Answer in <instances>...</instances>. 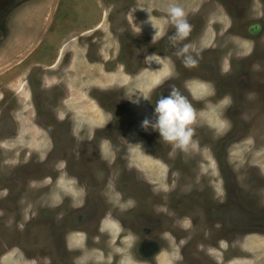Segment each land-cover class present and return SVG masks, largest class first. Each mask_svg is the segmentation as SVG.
<instances>
[{"label": "rangeland", "instance_id": "374dc122", "mask_svg": "<svg viewBox=\"0 0 264 264\" xmlns=\"http://www.w3.org/2000/svg\"><path fill=\"white\" fill-rule=\"evenodd\" d=\"M172 5L191 26L177 47ZM0 28L2 124L19 133L0 130V264H74L102 215L114 240L122 221L165 230L162 264L188 250L200 264H264V0H0ZM183 44L196 67L175 54ZM40 76L65 93L61 124L38 125ZM172 86L195 111L187 152L142 127ZM128 245L116 255L139 264ZM100 252L85 257L109 264Z\"/></svg>", "mask_w": 264, "mask_h": 264}, {"label": "flooded vegetation", "instance_id": "af4514ba", "mask_svg": "<svg viewBox=\"0 0 264 264\" xmlns=\"http://www.w3.org/2000/svg\"><path fill=\"white\" fill-rule=\"evenodd\" d=\"M16 10H17L16 7H14L13 9H11L12 12L9 11L8 15L12 14L13 11H16ZM99 28H100V26H99ZM1 30H2V28H0V33H1ZM257 30L259 32L260 28L257 27ZM1 41H2V39H1V35H0V44H1ZM95 43H97V41H94V40L91 41L92 47L95 46ZM98 43L100 44V42H98ZM97 52H99V48H98ZM93 56L96 59V57H95L96 55H93ZM38 67H36V68H38ZM45 70H47V69H45ZM39 71H44V70L41 69ZM39 81L40 82L37 83L36 85H37L38 90H39V95H42V96L38 95L35 98L33 93H32V100L35 102V104H36L35 109L38 112V119H39L38 125L44 126L42 124V121L40 123V120H42V118H44L43 120H46L45 118L56 119V121H58L61 124V120L59 119L57 112L60 110L59 103H60V100L62 101V98H63L65 93L64 92H58V93L52 94L50 96L47 94L49 92V90L45 86V84L42 80V76H40ZM188 84L186 82L183 86L184 87L183 89L185 90L184 94L186 96H188L189 93L191 94V91L189 89ZM30 86L32 87V84H30ZM32 89H34V88H32ZM3 99L4 98L0 97V130L2 128H4V126L5 127L8 126V128H9L8 133L5 134L3 137L6 136V138L11 139L15 136H18V134H19L18 130L16 129L17 121H16V119L13 118L11 122L14 124H11V125L10 124L8 125L5 123L2 124V120L4 119V114H6L5 110L7 109V104L5 106L2 105ZM8 112H10V114H11L12 110H10ZM40 117H41V119H40ZM63 122H65V124L68 123L67 120H63ZM69 126H70V123H69ZM70 131L73 132V130H71V129H70ZM127 136L128 135H126V134L121 136L123 143H127ZM102 140H103V142H105V141H108L109 139H102ZM29 166L30 165L27 164V165L21 166V167H23V168L26 167L27 169H29ZM261 175H260V177H261ZM104 219H105V216L102 215L100 217V219L98 220L96 227L92 228V230L87 233L89 235L88 242L86 244L83 243L84 244L83 247H81L80 245H77L74 247L73 250L70 249L74 253V264H95V262H93L94 261L93 258L86 259V257H85L86 251H90V252H94V251H97V252L102 251L103 252L104 251L106 253L110 252L109 255L112 256L113 258L110 260L109 264H123V262L121 260L120 252H119V254L116 255V252H115L113 246H117V248L122 247L123 248L122 250H124L126 248L127 244H129L128 246H129L130 256H131V258H133L135 260L136 263H139V264H160L161 263L160 256L162 255V252L164 250L170 248V239L166 236L165 230H160L154 234V232H152L153 225H152V227H147V228H144L142 226L143 227L142 233L139 234L138 232H135L133 230L135 228L134 227L135 225H133V226L131 225L132 228H130V227L126 228L125 226H128L127 222L122 221V220L121 221L123 222L124 226L122 227V223H120L121 229L123 228V229H125V231H123L114 240V238L111 237V234H110L112 229L105 226V220ZM116 222H118V221H116ZM159 225H160L159 223L156 224V226H159ZM112 235H114V234L112 233ZM119 246H121V247H119ZM100 254H101L100 255L101 261L105 262L106 258L103 257V254L101 252H100ZM104 256H105V254H104ZM189 256H190L189 250L187 252H183L180 255L179 261L182 264H200V262H197V261L191 262L189 260L190 259ZM122 257H123V253H122ZM103 258H105V260H103ZM177 261H178V258H177ZM96 264H98L97 260H96Z\"/></svg>", "mask_w": 264, "mask_h": 264}, {"label": "clouds", "instance_id": "9594fccd", "mask_svg": "<svg viewBox=\"0 0 264 264\" xmlns=\"http://www.w3.org/2000/svg\"><path fill=\"white\" fill-rule=\"evenodd\" d=\"M167 16L175 28V32L169 37V41L173 47H177L180 42L188 38L191 26L184 9L180 6H170L167 9ZM156 35L157 33L153 36L152 42H154ZM175 54L178 57H183L185 67L197 66L198 60L195 57L199 53L196 52L193 45L183 44ZM143 99L149 101L147 97H143ZM135 102L139 103V98ZM153 116V119L146 118L142 122V127L146 130L151 128L158 132L159 142L163 141L171 145L173 153L176 150L187 152L189 146L194 143L195 130L192 125L195 121V111L182 92L172 86L166 95H161L155 102ZM128 204L130 207L134 206L135 201L129 200Z\"/></svg>", "mask_w": 264, "mask_h": 264}, {"label": "bare ground", "instance_id": "6f19581e", "mask_svg": "<svg viewBox=\"0 0 264 264\" xmlns=\"http://www.w3.org/2000/svg\"><path fill=\"white\" fill-rule=\"evenodd\" d=\"M223 17V16H222ZM223 19V18H222ZM206 35V34H205ZM165 72H167V71H165ZM169 74V73H168ZM205 84H207V83H205ZM203 85V84H202ZM199 86V85H198ZM207 86H208V84H207ZM210 88V86L208 87V89ZM207 89V88H206ZM210 90H212V88H210ZM208 94V93H207ZM222 105V104H221ZM26 122V121H25ZM27 124V123H26ZM25 124V125H26ZM93 257H98V255H100L98 252H93V254H91ZM101 257V256H100ZM99 257V258H100Z\"/></svg>", "mask_w": 264, "mask_h": 264}, {"label": "trees", "instance_id": "16d2710c", "mask_svg": "<svg viewBox=\"0 0 264 264\" xmlns=\"http://www.w3.org/2000/svg\"><path fill=\"white\" fill-rule=\"evenodd\" d=\"M253 31H256V30H253Z\"/></svg>", "mask_w": 264, "mask_h": 264}]
</instances>
